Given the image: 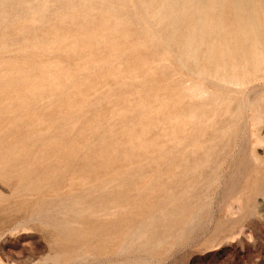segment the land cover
Listing matches in <instances>:
<instances>
[{
  "label": "rangeland",
  "instance_id": "374dc122",
  "mask_svg": "<svg viewBox=\"0 0 264 264\" xmlns=\"http://www.w3.org/2000/svg\"><path fill=\"white\" fill-rule=\"evenodd\" d=\"M0 264H264V0H0Z\"/></svg>",
  "mask_w": 264,
  "mask_h": 264
},
{
  "label": "bare ground",
  "instance_id": "6f19581e",
  "mask_svg": "<svg viewBox=\"0 0 264 264\" xmlns=\"http://www.w3.org/2000/svg\"><path fill=\"white\" fill-rule=\"evenodd\" d=\"M233 3H234V2H233ZM246 23H247V22H246ZM249 25H250V24H249ZM246 26H247V25H246ZM251 27H252V26H251ZM243 28H244V27H243ZM252 28H253V27H252ZM243 30H244V29H243ZM248 31H249V30H248ZM253 34H254V33H253ZM248 35H249V33H248ZM248 35H247V36H248ZM247 38H248V37H247ZM250 38H251V36H250ZM249 42H250V40H249Z\"/></svg>",
  "mask_w": 264,
  "mask_h": 264
}]
</instances>
